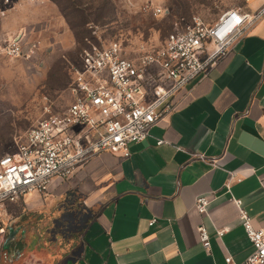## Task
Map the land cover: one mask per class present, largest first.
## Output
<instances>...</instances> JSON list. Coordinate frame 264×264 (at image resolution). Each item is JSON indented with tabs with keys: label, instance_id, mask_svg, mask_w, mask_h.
Wrapping results in <instances>:
<instances>
[{
	"label": "crops",
	"instance_id": "obj_1",
	"mask_svg": "<svg viewBox=\"0 0 264 264\" xmlns=\"http://www.w3.org/2000/svg\"><path fill=\"white\" fill-rule=\"evenodd\" d=\"M59 26L74 36L57 1L22 0L0 18V50L17 34L35 37L34 30ZM175 101L145 140L128 145V158L101 152L66 182L53 179L45 200L31 193L26 206H13L10 225L27 217L26 231L11 230L0 264H224L227 255L244 261L253 246L232 198L255 228L264 227V16ZM228 171L240 176L229 190ZM200 195L210 200L204 214L193 207ZM200 225L210 236L208 251Z\"/></svg>",
	"mask_w": 264,
	"mask_h": 264
},
{
	"label": "built area",
	"instance_id": "obj_2",
	"mask_svg": "<svg viewBox=\"0 0 264 264\" xmlns=\"http://www.w3.org/2000/svg\"><path fill=\"white\" fill-rule=\"evenodd\" d=\"M22 0H0V18ZM224 9L211 22L197 15L172 22L161 44L137 58L124 57L120 44L91 42L80 50L76 60H68L67 90L71 101L61 110L45 101L43 116L13 142V149L0 155V220L8 203H16L31 193L46 192L53 179H68L74 171L101 152L128 158V145L145 140L151 128L176 108V95L209 74L227 58L235 45L264 16V0L255 9L251 0ZM158 15L160 7L150 8ZM36 41L15 35L0 50L9 57L29 58ZM158 140L157 143H162ZM217 167V162L211 163ZM228 171L225 188L239 181ZM238 218L253 246L247 258L238 263L230 255L224 264H264V227L255 228L242 201L232 198ZM210 200L195 198L193 207L204 214ZM152 218L149 224H153ZM6 224L0 225V236ZM228 227L217 229L221 236ZM198 238L209 250L207 229L198 226Z\"/></svg>",
	"mask_w": 264,
	"mask_h": 264
},
{
	"label": "rangeland",
	"instance_id": "obj_3",
	"mask_svg": "<svg viewBox=\"0 0 264 264\" xmlns=\"http://www.w3.org/2000/svg\"><path fill=\"white\" fill-rule=\"evenodd\" d=\"M78 1L85 3L87 8L84 15L80 13L81 16L73 13L68 0H58L64 8V14L70 19V25L68 21L67 24L74 36L65 37L60 26L53 32L47 29L34 30L35 37H25L27 41L38 43L36 51L29 58L9 59L0 56V155L11 151L14 140L43 116L45 101H52L57 111L71 101L67 90V61L77 59L86 40L106 43L114 39L120 44L124 57L137 58L161 44L174 20L184 18L187 21L197 15L204 22H211L224 9L242 4L241 0ZM155 6L161 8L158 15L152 14L150 10ZM83 16L87 19L86 24H83ZM71 23L75 28L71 27ZM72 31L70 34L73 35ZM39 41L43 42L41 47ZM46 193L40 194L43 200L48 195ZM20 205L26 206L24 198L16 203H8L6 213L1 217L0 225L3 221L6 227L0 236V258L2 246L13 235L26 231L23 226L27 217L22 216L16 225H10L13 206ZM12 229L15 230L13 235Z\"/></svg>",
	"mask_w": 264,
	"mask_h": 264
},
{
	"label": "trees",
	"instance_id": "obj_4",
	"mask_svg": "<svg viewBox=\"0 0 264 264\" xmlns=\"http://www.w3.org/2000/svg\"><path fill=\"white\" fill-rule=\"evenodd\" d=\"M55 1H57V4H58L59 8L61 9V11H62L63 14H64V8L60 5V3L58 2V0H55ZM68 2H69V7L72 9L73 13H77V14H79V15H80V13H82L81 15H84V12L87 11V8H86L85 6H84V7H81V6H80V3H81V2L78 1V0H68ZM81 15H80V16H81ZM64 16L66 17V19H67V21H68V23H69V25H70V19L68 18L67 15L64 14ZM83 19H84L83 24H86V22H87L86 17L83 16ZM71 24H72V23H71ZM72 25H73V24H72ZM71 27H74V28H75L74 25L71 26Z\"/></svg>",
	"mask_w": 264,
	"mask_h": 264
}]
</instances>
